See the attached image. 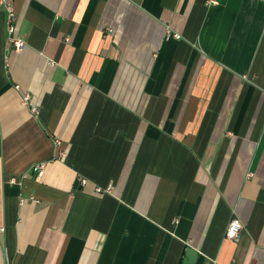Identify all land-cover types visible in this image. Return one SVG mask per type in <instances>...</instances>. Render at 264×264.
I'll return each instance as SVG.
<instances>
[{
  "label": "crops",
  "instance_id": "obj_1",
  "mask_svg": "<svg viewBox=\"0 0 264 264\" xmlns=\"http://www.w3.org/2000/svg\"><path fill=\"white\" fill-rule=\"evenodd\" d=\"M12 1L0 264H264V0Z\"/></svg>",
  "mask_w": 264,
  "mask_h": 264
},
{
  "label": "built area",
  "instance_id": "obj_2",
  "mask_svg": "<svg viewBox=\"0 0 264 264\" xmlns=\"http://www.w3.org/2000/svg\"><path fill=\"white\" fill-rule=\"evenodd\" d=\"M215 0H211V3H215ZM0 8H2L5 12V28H6V33H7V43L11 44L13 46L14 49L18 50L21 47H23L24 42L22 39H20L19 37H17L15 35V30H16V19H17V15L15 12V8H14V4L12 0H0ZM167 37H175V38H179L180 35L174 31L168 30L166 33ZM30 99V95L28 93H24L22 96V102L25 104L29 101ZM31 110L33 112L37 111V107L36 106H32ZM44 168H45V163L44 162H38L35 163L32 167V170L35 172V176L37 178H40L44 172ZM81 182L84 184L86 182V179L82 178ZM97 192L103 191L100 188L96 189ZM105 191H109L110 187H107L106 189H104ZM2 228H0L1 230ZM243 229V223L241 222V220L239 219L238 216L233 215L225 228V232H224V236L223 238L225 240H237L240 236V233Z\"/></svg>",
  "mask_w": 264,
  "mask_h": 264
}]
</instances>
